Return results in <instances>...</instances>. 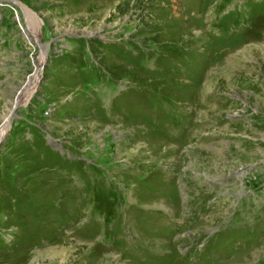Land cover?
<instances>
[{
	"label": "rangeland",
	"instance_id": "obj_1",
	"mask_svg": "<svg viewBox=\"0 0 264 264\" xmlns=\"http://www.w3.org/2000/svg\"><path fill=\"white\" fill-rule=\"evenodd\" d=\"M13 1L0 264H264V0Z\"/></svg>",
	"mask_w": 264,
	"mask_h": 264
},
{
	"label": "bare ground",
	"instance_id": "obj_2",
	"mask_svg": "<svg viewBox=\"0 0 264 264\" xmlns=\"http://www.w3.org/2000/svg\"><path fill=\"white\" fill-rule=\"evenodd\" d=\"M8 1H9V2H12V3L14 2L13 0H8ZM29 79H30V78H29ZM28 84H29V83H27V85H28ZM22 91H23V90H22ZM23 95H24V94H23ZM23 95H22V96H23ZM22 96H21V97H22ZM7 122L9 123V118L7 119Z\"/></svg>",
	"mask_w": 264,
	"mask_h": 264
}]
</instances>
